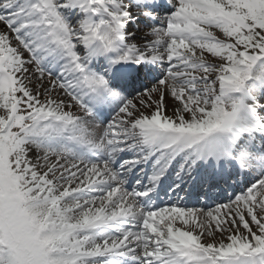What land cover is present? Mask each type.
I'll use <instances>...</instances> for the list:
<instances>
[{"label": "snow or ice", "instance_id": "6c2138e0", "mask_svg": "<svg viewBox=\"0 0 264 264\" xmlns=\"http://www.w3.org/2000/svg\"><path fill=\"white\" fill-rule=\"evenodd\" d=\"M0 264H264V0H0Z\"/></svg>", "mask_w": 264, "mask_h": 264}]
</instances>
